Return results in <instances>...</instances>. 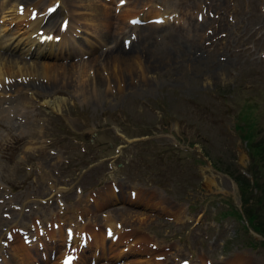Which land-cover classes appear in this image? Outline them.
I'll return each mask as SVG.
<instances>
[{"label":"rangeland","instance_id":"rangeland-1","mask_svg":"<svg viewBox=\"0 0 264 264\" xmlns=\"http://www.w3.org/2000/svg\"><path fill=\"white\" fill-rule=\"evenodd\" d=\"M27 1L35 18L64 3L73 24L67 36L82 40L78 55L0 49L50 64L47 76L34 77L24 73L27 65L0 61V82L9 79L0 87V241L15 233L8 249L20 245L30 264H60L66 254L77 255L76 264H264V239L246 217L250 210L264 218V154L257 160L264 150V0H92L103 25L88 20L97 15L81 0ZM1 3L8 29L0 43L13 34V47L27 38V26L9 24L15 10ZM79 66L83 72L71 74ZM25 99L31 106L22 115ZM247 125L257 131L255 158ZM135 138L141 141L120 149ZM109 198L112 206L103 203ZM71 209L81 219L63 216ZM28 221L54 231L49 249V236L25 243L16 233ZM109 222L122 239L117 249L106 245L108 258L79 252L87 233L102 236ZM68 234L81 235L78 244H65ZM122 249L126 255L115 258Z\"/></svg>","mask_w":264,"mask_h":264},{"label":"bare ground","instance_id":"bare-ground-1","mask_svg":"<svg viewBox=\"0 0 264 264\" xmlns=\"http://www.w3.org/2000/svg\"><path fill=\"white\" fill-rule=\"evenodd\" d=\"M8 1H11V6H9V9H7V12L9 11V10H15V12H14V14H13V16L11 17V19L9 20V24H14V23H16V22H20V21H22V22H25L24 24H26V26H27V29H26V32L28 33V36H27V38L26 39H23V40H21V38L20 39H18V40H16V43H15V45L12 47H8L7 46V44H11V42H10V40L13 38V34H9V36H7V39L6 40H3L2 41V43H0V49H2L3 47H7V48H9V50H14V49H16L17 48V50H19V54L21 55V56H28V55H33L34 57H36L37 55H43V56H47V55H49V56H65L66 54H72V53H74V54H79L78 53V51H77V49H75L74 48V46L76 45V44H78L79 42H80V40H78V39H75L76 37L77 38H80L81 37V40H82V36H80L79 34L77 35V34H74V37L73 38H68V36H67V33L69 32V31H71V29H72V23H68V25H67V29H65L64 30V32H63V30H62V32H60L59 31V28H58V31L60 32V34H59V36L61 37L60 39H59V41H54V39L52 38V40H50V41H42V40H44L43 38H41L40 36L42 35V34H48L49 35V32H52V28H54L55 27V24H56V20H55V16L56 15H60V14H62V18L61 19H63V18H65L66 16H68L69 14H70V10L68 11V9L66 10L65 8H64V3L63 4H59V6H58V8L56 9V11L52 14V13H49L48 15H51L50 17H51V20L49 21V25H50V28H48V27H46V25H44L43 26V29H44V32L40 29L41 27H40V25H42L43 23V21H44V19L48 16V15H46V16H44L48 11H49V9H51V7L50 8H48L47 10H46V13L44 12V10L46 9H43V12L44 13H42V14H40L39 15V17H36L33 21L30 19V17H29V15H30V12H31V10L27 13V10H28V5L29 4H31L30 2L31 1H27V0H24L25 2H26V4H25V6L27 7L26 9H25V7H24V9H20V6H19V3H18V0H2V5L4 4V3H7ZM92 0H81V3H84L83 5H82V8H83V10H89L90 12H95V14L97 15V16H94L95 17V19H91V18H88V20H91L92 22H93V24H95L96 25V23H98V22H100V19L102 20V22L104 21V12H101V17H100V13L97 11V8L94 6V5H92L93 4V2H91ZM34 4H36L37 6H39V7H41V5H40V3L37 1L36 3L35 2H33ZM60 3V2H59ZM53 5H56V2H54V4ZM52 5V6H53ZM41 9V8H40ZM53 10V9H52ZM58 10V11H57ZM59 10H60V12H59ZM66 10V11H65ZM120 11V10H119ZM41 13V12H40ZM59 13V14H58ZM22 14V15H21ZM3 17H5V19H8V18H6V16L5 15H3L1 18H3ZM53 17V18H52ZM99 18V19H98ZM13 19V20H12ZM69 19V18H68ZM83 19V18H82ZM15 20V21H14ZM86 21V20H85ZM70 22V21H69ZM99 24H101V25H103L101 22L99 23ZM20 25H22L21 23H20ZM109 25V24H108ZM6 29H8L7 28V26H5L4 28L2 27L1 29H0V31H6ZM76 29V28H75ZM77 30H79V29H76L75 30V32L77 33L78 31ZM102 31V30H101ZM40 32H42L41 34H39ZM14 33V32H13ZM32 34H33V36H34V38L32 39L31 37H32ZM81 34V33H80ZM102 35H104L103 33H102ZM28 38H30V39H28ZM102 39V38H101ZM133 41V40H132ZM131 41V42H132ZM15 42V41H14ZM107 43V42H106ZM132 44V43H131ZM107 47H108V44L106 45ZM6 48V49H7ZM79 48V47H78ZM35 49H36V51H35ZM111 49V48H110ZM88 52H90V51H88ZM91 53V52H90ZM9 55H11V54H9ZM9 55H3L2 53H0V61H1V63H2V61H12V62H14V63H22L21 65H20V67H22V68H24V66L25 65H27L26 66V69H24V73L26 74V75H29V76H34V77H36V76H43V77H45V76H47V74H48V71H49V69H50V64H46V63H42V62H40V63H37V61L35 62V61H32V60H30V61H25V60H20V59H18V58H16V59H13V56L11 55V56H9ZM33 57V58H34ZM104 58H106V56L104 57ZM104 58H101L102 60L104 59ZM126 57H124L123 59H125ZM100 59V60H101ZM127 59V58H126ZM36 60V59H35ZM97 60H99L98 58H97ZM124 62V61H123ZM4 63V62H3ZM45 64V65H44ZM83 64V63H82ZM17 65V64H16ZM70 65H73V64H70ZM44 66H45V68H44ZM58 67L57 68H62V70H67L68 69V71H69V67L70 66H63V65H57ZM19 67V68H20ZM74 67H75V65H74ZM56 68V67H55ZM52 69H54L53 67H52ZM72 70H71V74H74V73H77V72H79V73H82L83 72V69H81V67L79 66V69L77 70L76 68H71ZM23 72V71H22ZM40 72H42L41 74H40ZM1 71H0V77L2 76L1 75ZM5 78V77H4ZM17 80V79H16ZM8 81H9V79H8ZM8 81H7V79H5L4 81H3V83H1L0 82V87H4V88H6L4 85L6 84V83H8ZM1 90V89H0ZM48 102V101H47ZM52 103H53V100L52 99H50L49 100V102H48V104H50V105H52ZM0 118H3L4 119V116L3 115H0ZM112 188V190H113V192H114V186H112L111 187ZM103 199H101V201H102ZM72 210V209H71ZM72 212H73V210H72ZM74 214V213H73ZM77 216V214H75V217ZM107 225V226H106ZM105 226H106V228H104L103 230H100V231H102V232H100V233H97L98 235H102V236H97L96 234H94V236H90L91 237V240L87 243V246H86V251H88V249H93V251L94 252H92L93 254H91V255H89L90 256V258H95L96 256L97 257H109V254H107V249H105V248H107V246L106 245H108L109 244V246H110V249L111 248H114L115 247V249H117V246H119L120 245V242H122V239L121 240H119V235L116 233V231L115 232H113L112 231V233H109L108 235L109 236H107V238H109V240L106 242V237H104L103 235H105V232L106 233H108L109 231H110V229L112 228V224L109 222V223H107ZM30 228V227H29ZM30 230H33L32 229V226H31V229ZM30 232H32V231H30ZM119 232V231H118ZM77 233V232H76ZM54 232H52V230L51 231H46L45 232V236H49V238L48 239H50V242H49V244L50 245H52L53 244V242H52V240L54 239ZM14 237H17V236H14ZM19 237V236H18ZM77 236L76 235H73V237H71V236H69V238H68V240L69 239H71V240H77ZM124 239V238H123ZM61 240H63L64 241V239H61ZM66 241H67V239H65ZM125 240V239H124ZM129 240V239H128ZM41 241V240H40ZM111 241V242H110ZM115 241V242H114ZM125 241H127V240H125ZM110 242V243H109ZM47 249H49L50 248V245H48L47 243H45V244H43ZM0 247H2V246H0ZM15 248L18 250V254L16 255L15 254V257H17V259H19V262L21 261L22 263L21 264H30V263H28L27 262V260H25V258H23V257H27V253H24V252H22L21 251V249H20V245H17V246H15ZM85 251V252H86ZM84 252V253H85ZM14 253H16V252H13V254ZM115 253H118V254H115ZM114 254V256H115V258H123L125 255H126V253H125V251L122 249L121 251H117V252H115ZM29 256V255H28ZM49 256V255H48ZM79 257V256H78ZM83 257H84V262H85V255L84 254H82V256H80V258H79V260H82L83 259ZM4 259H5V262L4 263H8V264H10L9 263V261L6 259V257L4 256ZM24 259V260H23ZM45 260H48V261H51V259H50V256L47 258V257H45ZM75 260H77V259H75ZM138 261L139 262H141V264H149V261H147V260H140V259H138ZM138 261H136V260H130L128 263H134V264H137L138 263ZM234 262V261H233ZM92 263V262H91ZM73 264H76V262H73Z\"/></svg>","mask_w":264,"mask_h":264},{"label":"trees","instance_id":"trees-1","mask_svg":"<svg viewBox=\"0 0 264 264\" xmlns=\"http://www.w3.org/2000/svg\"><path fill=\"white\" fill-rule=\"evenodd\" d=\"M242 119H245V118H242ZM248 126V132L247 133H243L244 137H247L250 145L248 146V151L250 153V155H252L253 158H255V156L257 157V152H253V147L256 146L255 144V141L256 138V133L257 132L256 130L254 131L253 130V127L251 125H247ZM258 136V134H257ZM260 154L258 155V158L257 160H260V157L264 154V150L260 149ZM255 173V172H254ZM254 175H257V173H255ZM255 177V176H254ZM238 178V177H237ZM256 178V177H255ZM237 180V179H236ZM238 183L240 184L239 187H240V190L242 193H245L247 191L246 189V184H248V180H247V177H240V179H238ZM263 198V201H264V196H262ZM261 202V201H260ZM250 206V205H249ZM247 220L249 222V224L251 225L252 229L256 232H258L260 235H262V237H264V218L262 215H260V212H253V211H247ZM262 218V219H261ZM261 244H264V241H261L260 242Z\"/></svg>","mask_w":264,"mask_h":264}]
</instances>
